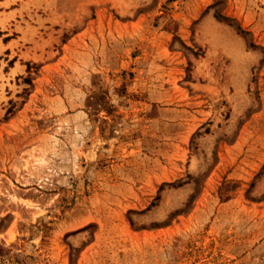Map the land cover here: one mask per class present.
Segmentation results:
<instances>
[{"label":"rangeland","instance_id":"1","mask_svg":"<svg viewBox=\"0 0 264 264\" xmlns=\"http://www.w3.org/2000/svg\"><path fill=\"white\" fill-rule=\"evenodd\" d=\"M0 264H264V0H0Z\"/></svg>","mask_w":264,"mask_h":264}]
</instances>
